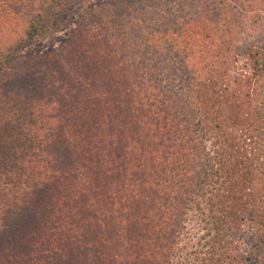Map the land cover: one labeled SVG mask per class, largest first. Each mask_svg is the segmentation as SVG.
<instances>
[{"label": "trees", "instance_id": "16d2710c", "mask_svg": "<svg viewBox=\"0 0 264 264\" xmlns=\"http://www.w3.org/2000/svg\"><path fill=\"white\" fill-rule=\"evenodd\" d=\"M77 1L0 0V254L172 264L181 241L179 264H264V52L248 75L218 55L227 5L264 0H191L182 21L159 0H104L67 28ZM64 30L60 49L21 56Z\"/></svg>", "mask_w": 264, "mask_h": 264}, {"label": "rangeland", "instance_id": "374dc122", "mask_svg": "<svg viewBox=\"0 0 264 264\" xmlns=\"http://www.w3.org/2000/svg\"><path fill=\"white\" fill-rule=\"evenodd\" d=\"M103 1L104 0H78L77 2H75V4L72 5L66 13L67 28H72L75 26L76 15L81 9L91 5L92 6L90 8H92L101 2L103 3ZM190 1L191 0H159L157 8L160 9V7L162 6L164 7V9H167L169 7L170 9L175 10L177 15H179V19H181L182 21V18H180L182 17V15H184V13H181V11H183L182 8L184 7L185 9V3H189ZM0 7V20L3 22H7L8 18L6 17L10 15V11L5 9L3 6ZM139 9L144 10L143 7H140ZM121 11L123 10H119V18H122ZM125 16H128V13L125 14ZM125 21H127V19ZM183 23L184 22H182L181 24ZM222 23V26L220 27V29H218V33L221 34L224 42L220 50H218V55L220 57L223 56L227 58V62L229 64L232 63V59H235L236 62L234 70L241 73H245L246 75L250 74V72H252V65L249 64L250 61L247 53L251 51V53L254 55V58H257L261 57L262 53L264 52V6L257 10L247 11L241 9L239 5L229 3L225 8L224 19ZM2 24L3 23L0 24V29L3 26ZM93 29L95 30V33L99 30L96 27H93ZM179 30H181V28ZM181 33H183V30ZM67 37L68 32H65L64 30L57 33L54 37L39 38L32 45H30V47L25 49L22 52L21 56H23L27 60V62L35 61L38 55L42 54L43 52L49 49H60V47L64 45L62 44V42L67 40ZM92 41H95V38H92L91 42ZM91 48L88 47L87 49L88 51L92 50L91 52L94 53V60L91 59V56H88V62L90 63V61H94L90 63L91 66H99V41L96 43L95 46L91 45ZM223 52L226 53L227 56L223 55ZM80 104L78 105L80 106ZM78 105H72L71 107L74 108ZM75 129L72 130V135H75L77 133ZM71 187V190L61 191L59 196L55 197L57 198V201L59 199V205L62 206V209H67V204L63 200H67V198L68 200H70L71 195L73 196V194H75L73 189H78L76 185H71ZM66 195H68V197ZM72 204L73 201H70L69 206ZM63 219L65 220V217H63ZM60 220H62V218ZM69 221L70 220L67 218V222ZM69 224L71 223L69 222L67 225L69 226ZM66 230L67 228L65 227V231ZM248 230V233H250L252 229L248 228ZM188 231L190 233L191 240L193 241H198L200 235L204 232V230L198 231L197 226L193 225L192 223L188 224ZM249 239V237L244 236L242 240H238V244L240 245L239 247L245 253L249 250V244L247 242V240L249 241ZM56 242L57 238L53 240L52 246L50 248L49 246L43 248L44 251H48L49 255L51 252H54L55 249H57L60 253H63L62 248L60 246L58 247L56 245ZM179 247H182L181 241H178L177 245L174 247L175 252L172 258V264H179L180 262L181 256L177 257V255H179L180 253ZM7 249L9 251L10 248L7 247ZM235 253L237 252L229 253V264H241L239 263L238 258L234 260L231 259L233 255H236ZM8 260H11V257H6L4 253L0 254V264H8Z\"/></svg>", "mask_w": 264, "mask_h": 264}]
</instances>
